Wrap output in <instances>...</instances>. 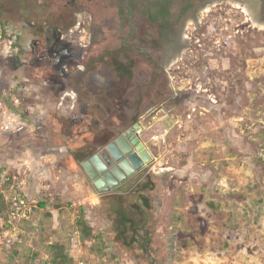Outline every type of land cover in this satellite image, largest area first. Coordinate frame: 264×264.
<instances>
[{
	"label": "rangeland",
	"instance_id": "374dc122",
	"mask_svg": "<svg viewBox=\"0 0 264 264\" xmlns=\"http://www.w3.org/2000/svg\"><path fill=\"white\" fill-rule=\"evenodd\" d=\"M79 1L66 24L85 28L82 64L91 69L67 82L74 99L30 86L10 47L29 22H62V0H0L7 106L28 124L40 104L57 105L63 125L74 102L89 113L62 135L60 151L31 135L18 142L17 129L0 136L8 152L0 156V264H264V0L194 1L179 20L186 48L166 67L149 60L162 53L148 1L131 0L132 10L125 0ZM131 119L141 121L153 161L99 196L82 162ZM19 193L31 213L10 225Z\"/></svg>",
	"mask_w": 264,
	"mask_h": 264
},
{
	"label": "flooded vegetation",
	"instance_id": "af4514ba",
	"mask_svg": "<svg viewBox=\"0 0 264 264\" xmlns=\"http://www.w3.org/2000/svg\"><path fill=\"white\" fill-rule=\"evenodd\" d=\"M125 1L130 7V10H132L131 0ZM206 1L208 2L210 0ZM79 2V0H62V17L60 18L62 22L53 23L46 17H43L41 21L37 23L29 22L27 25H23L25 26V30L17 29L15 31V39L10 46L18 51L15 55L16 61L13 67L17 71L22 69L25 70V72H23V77L27 79V81H30V86L41 89V91L45 93L57 94L58 97L61 98L62 94L66 93L70 95L74 94L75 96L72 97L75 99L78 94L74 89L67 91L64 89L67 82H73V78H75L78 73L83 75L91 69L90 63L85 65L82 64L89 52V45L81 40V33L83 30L85 31V28H80V21L79 24H70L68 26L66 24V13L79 9L81 6ZM146 2V17L151 25H156L157 47L162 53L160 60H157L154 55H151L149 60H153L155 64L159 62L161 67H166L177 56L181 55L186 48V34H184L186 27L184 21L179 24V20L182 17H186L188 14L192 15L191 12L194 9L190 6L191 4L187 2L180 5L179 0H146ZM183 7L186 8V11L182 13ZM151 15L157 16L156 20H152ZM76 16L78 17L79 14ZM130 26L132 29L130 33L126 35V38L131 37L137 27L135 23H131ZM8 28L9 27H6L5 30H8ZM11 29H15V26L11 27ZM25 32L30 33L26 34ZM28 35L27 41L21 43V37ZM126 38L124 39L122 47H127ZM89 42H91V39ZM136 50L144 54L147 48L144 47ZM147 56L149 57L150 55L148 54ZM34 80L39 82H31ZM60 105H62V102ZM57 108H59L57 105L51 106L50 103L38 105L39 112L35 118H32V124L27 129L28 132H26L24 128L23 130L26 132V135H31V140L34 144H38L49 150L60 151L62 135L68 137L74 135L70 129L78 123H84L85 119H88L89 113L85 108V104L81 105L79 111L75 109L76 104L74 102L72 104L74 116L70 119L69 124L63 125L62 116ZM31 117L32 116H30V118ZM136 122L138 121L131 119L127 122L126 126L118 130L115 135L108 137L106 134L103 136V140L106 139L105 143L94 153L113 141ZM49 123H53V127L49 126ZM38 135H41V137ZM6 155H8V152L0 147V156L5 157ZM140 179L141 177H139L129 189L135 188L140 182ZM120 186L118 188H120Z\"/></svg>",
	"mask_w": 264,
	"mask_h": 264
},
{
	"label": "water",
	"instance_id": "95a60500",
	"mask_svg": "<svg viewBox=\"0 0 264 264\" xmlns=\"http://www.w3.org/2000/svg\"><path fill=\"white\" fill-rule=\"evenodd\" d=\"M238 1L246 3V0ZM141 126V121L134 123L82 162V167L93 180L99 196L115 192L122 183L153 161L152 153L141 135L136 133Z\"/></svg>",
	"mask_w": 264,
	"mask_h": 264
},
{
	"label": "crops",
	"instance_id": "0c3cea01",
	"mask_svg": "<svg viewBox=\"0 0 264 264\" xmlns=\"http://www.w3.org/2000/svg\"><path fill=\"white\" fill-rule=\"evenodd\" d=\"M5 75L1 77L2 84L4 82H7V73H4ZM30 85V84H29ZM7 86V85H6ZM7 88V87H6ZM6 93L2 92V96H0V136L2 138H10V131L13 129H17L18 133H22L23 135L19 136L18 134V142H20L23 137L27 136L26 132L27 129L31 126L32 122L28 124V122L21 118V115L19 112H16V110H11L6 103L5 96L9 92V90H5ZM12 95V93H11ZM4 96V98H3ZM2 97V99H1ZM17 101H15V105L17 106L18 97L13 96ZM19 111V110H18ZM24 129H26V132H24ZM20 139V140H19ZM22 141V140H21ZM38 150L37 152H39ZM37 155V154H36Z\"/></svg>",
	"mask_w": 264,
	"mask_h": 264
},
{
	"label": "built area",
	"instance_id": "2783aa9c",
	"mask_svg": "<svg viewBox=\"0 0 264 264\" xmlns=\"http://www.w3.org/2000/svg\"><path fill=\"white\" fill-rule=\"evenodd\" d=\"M1 36L2 33H0V37ZM72 96L75 95L73 94ZM136 133L142 136L143 127L141 126L139 129H137ZM28 199H30V197L22 193H19L13 197L11 201V210L9 212V220L7 221L8 224L15 225L17 220L26 219L29 217L31 208Z\"/></svg>",
	"mask_w": 264,
	"mask_h": 264
},
{
	"label": "trees",
	"instance_id": "16d2710c",
	"mask_svg": "<svg viewBox=\"0 0 264 264\" xmlns=\"http://www.w3.org/2000/svg\"><path fill=\"white\" fill-rule=\"evenodd\" d=\"M194 1H197V0H179V2H180V4H182L183 5V3H190L191 5L190 6H193L192 4L194 3ZM186 11V8L185 7H183V11H182V13L183 12H185ZM156 17L157 16H155V15H151V19L152 20H156ZM11 177H9V179H10ZM39 204L42 206V207H44L45 205H46V203L44 202V201H40L39 202ZM80 210H82V212H84L85 210H84V207L81 205L80 206ZM126 221H129L130 223H132V220L130 219V218H128L127 217V219H125ZM82 222V219H80V223ZM146 244H148V241H147V243Z\"/></svg>",
	"mask_w": 264,
	"mask_h": 264
}]
</instances>
